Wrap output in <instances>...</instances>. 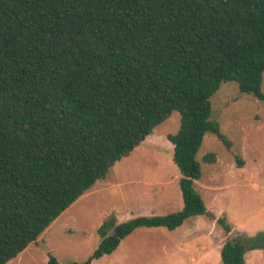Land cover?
<instances>
[{
  "label": "trees",
  "instance_id": "16d2710c",
  "mask_svg": "<svg viewBox=\"0 0 264 264\" xmlns=\"http://www.w3.org/2000/svg\"><path fill=\"white\" fill-rule=\"evenodd\" d=\"M264 0H0V264L27 249L174 112L168 136L183 208L106 220L94 254L139 228H183L208 211L196 182L223 84L264 102ZM216 161L214 154L204 162ZM218 223L227 233L225 217ZM264 232L221 249L245 264ZM48 264H60L50 256Z\"/></svg>",
  "mask_w": 264,
  "mask_h": 264
},
{
  "label": "rangeland",
  "instance_id": "374dc122",
  "mask_svg": "<svg viewBox=\"0 0 264 264\" xmlns=\"http://www.w3.org/2000/svg\"><path fill=\"white\" fill-rule=\"evenodd\" d=\"M211 101V120L219 122L232 146L208 133L197 155L202 178L196 189L208 214L190 218L175 232L139 228L111 256L94 264H193L205 248L210 252L208 264H223L219 249L225 242L264 232V102L241 92L236 82L223 84ZM180 128V113L174 112L7 264H48L50 256L60 264L82 263L99 247L98 231L106 220L123 223L154 212L181 210L180 170L168 140ZM208 154H214L216 161L204 162ZM222 217L231 233L218 223ZM253 252L258 260L248 256L246 264H264V250Z\"/></svg>",
  "mask_w": 264,
  "mask_h": 264
},
{
  "label": "crops",
  "instance_id": "0c3cea01",
  "mask_svg": "<svg viewBox=\"0 0 264 264\" xmlns=\"http://www.w3.org/2000/svg\"><path fill=\"white\" fill-rule=\"evenodd\" d=\"M184 228V227H183ZM182 229V228H181ZM181 229H179V230H181ZM178 230V231H179ZM206 249V251H204V253L202 254V255H200L198 258H197V260L196 261H194V263L193 264H208V260H209V256H210V252H209V250H208V248H205ZM222 249V247L219 249V250H221ZM256 250H264V249H256ZM253 251H255V250H250V251H248L246 254H245V264H246V258L248 257V256H250V258H251V260L252 261H255V260H258L257 259V257L254 255V254H256L255 252H253ZM208 253V254H207ZM262 254H264V253H262ZM260 256H261V253H260ZM260 258V257H259ZM192 264V263H191Z\"/></svg>",
  "mask_w": 264,
  "mask_h": 264
}]
</instances>
